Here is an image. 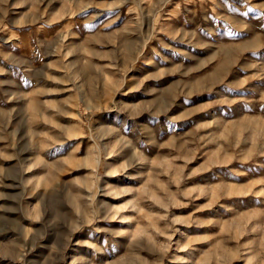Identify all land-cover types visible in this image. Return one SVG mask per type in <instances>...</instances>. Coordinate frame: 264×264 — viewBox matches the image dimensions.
Wrapping results in <instances>:
<instances>
[{"label": "rangeland", "instance_id": "374dc122", "mask_svg": "<svg viewBox=\"0 0 264 264\" xmlns=\"http://www.w3.org/2000/svg\"><path fill=\"white\" fill-rule=\"evenodd\" d=\"M0 264H264V0H0Z\"/></svg>", "mask_w": 264, "mask_h": 264}]
</instances>
